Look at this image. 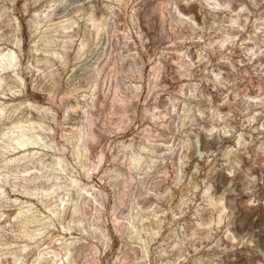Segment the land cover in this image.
<instances>
[{
  "label": "rangeland",
  "instance_id": "obj_1",
  "mask_svg": "<svg viewBox=\"0 0 264 264\" xmlns=\"http://www.w3.org/2000/svg\"><path fill=\"white\" fill-rule=\"evenodd\" d=\"M0 264H264V0H0Z\"/></svg>",
  "mask_w": 264,
  "mask_h": 264
},
{
  "label": "bare ground",
  "instance_id": "obj_2",
  "mask_svg": "<svg viewBox=\"0 0 264 264\" xmlns=\"http://www.w3.org/2000/svg\"><path fill=\"white\" fill-rule=\"evenodd\" d=\"M1 58H3L2 59V61L4 62H6L7 64H12L13 62H14V60H15V58H14V56L13 55H11V54H6V53H4V54H2L1 55ZM4 62V63H5ZM2 66H4V64L2 65ZM6 66V65H5ZM2 80V79H1ZM23 129V128H22ZM24 131V130H23ZM25 133H23L22 132V135L21 136H18V137H16L15 139H13V141L16 143V147H14V149H13V151H18V152H25V151H28L29 150V144H35L36 142H37V138L36 137H33V138H30V137H27V136H25L24 135ZM25 137H27V138H29L28 140L27 139H25ZM136 160V159H135ZM136 161H138V160H136ZM73 183H75V184H77V182L76 181H73ZM64 201V200H63Z\"/></svg>",
  "mask_w": 264,
  "mask_h": 264
}]
</instances>
